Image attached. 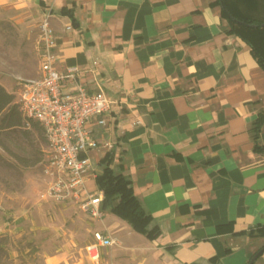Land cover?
<instances>
[{
	"label": "crops",
	"instance_id": "0c3cea01",
	"mask_svg": "<svg viewBox=\"0 0 264 264\" xmlns=\"http://www.w3.org/2000/svg\"><path fill=\"white\" fill-rule=\"evenodd\" d=\"M36 1L51 17L57 70L77 67L79 83L112 100L108 126L93 127L88 191L111 152L159 235L107 211L103 230L131 235L120 233L138 264H264V253L252 260L264 237L249 234L264 227V151L251 132L264 70L217 0ZM249 13L264 21V0Z\"/></svg>",
	"mask_w": 264,
	"mask_h": 264
},
{
	"label": "rangeland",
	"instance_id": "374dc122",
	"mask_svg": "<svg viewBox=\"0 0 264 264\" xmlns=\"http://www.w3.org/2000/svg\"><path fill=\"white\" fill-rule=\"evenodd\" d=\"M41 16L36 0H0V84L16 102L21 84L38 73ZM49 154L47 142L35 133H0V264H93L85 246L108 217L96 221L72 201L45 196ZM108 232L117 244L102 250L98 264H138L120 233L126 242L132 236L121 227Z\"/></svg>",
	"mask_w": 264,
	"mask_h": 264
},
{
	"label": "built area",
	"instance_id": "2783aa9c",
	"mask_svg": "<svg viewBox=\"0 0 264 264\" xmlns=\"http://www.w3.org/2000/svg\"><path fill=\"white\" fill-rule=\"evenodd\" d=\"M50 18L49 14L44 15L39 24V69L35 77L21 84L18 109L28 124L41 126L49 146L50 154L44 164L49 178L45 196L59 203L72 201L91 219L99 221L104 216L103 193L87 189L86 182L95 174L89 152L100 147L93 127L108 126L112 100L101 90L89 91L79 83L77 67L57 70ZM92 237L85 246L86 257L98 264L102 250L117 244V239L106 230H95Z\"/></svg>",
	"mask_w": 264,
	"mask_h": 264
},
{
	"label": "trees",
	"instance_id": "16d2710c",
	"mask_svg": "<svg viewBox=\"0 0 264 264\" xmlns=\"http://www.w3.org/2000/svg\"><path fill=\"white\" fill-rule=\"evenodd\" d=\"M243 2L247 8L246 11H243L240 4L234 3L232 0H217L222 8L223 15L228 19V33L240 37L250 46L252 56L264 70V21H257L249 13V9L253 7L255 0H243ZM27 123L18 109L14 94L8 92L0 84V133L6 130L18 129L28 135L33 133L34 136L35 133L46 141L43 129L39 124L29 122L27 128ZM263 127L264 111L258 114L251 127L255 152L264 151V148L258 142ZM112 164L113 155L109 151L98 162L101 168L95 176V183L97 189L103 193L102 210L125 221L132 230L147 239H156L159 235V229L156 226L150 227L151 216L134 195L129 178L121 172H116ZM249 234L264 237V227H258L255 232L250 231ZM263 253L264 245L260 247L254 256L257 257Z\"/></svg>",
	"mask_w": 264,
	"mask_h": 264
},
{
	"label": "water",
	"instance_id": "95a60500",
	"mask_svg": "<svg viewBox=\"0 0 264 264\" xmlns=\"http://www.w3.org/2000/svg\"><path fill=\"white\" fill-rule=\"evenodd\" d=\"M253 26H255V25H253ZM255 257H256V256H254L253 259H254ZM253 259H252V260H253Z\"/></svg>",
	"mask_w": 264,
	"mask_h": 264
}]
</instances>
